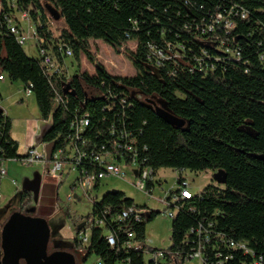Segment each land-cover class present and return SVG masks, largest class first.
<instances>
[{
    "label": "trees",
    "instance_id": "obj_1",
    "mask_svg": "<svg viewBox=\"0 0 264 264\" xmlns=\"http://www.w3.org/2000/svg\"><path fill=\"white\" fill-rule=\"evenodd\" d=\"M48 6L64 21L58 36L52 25L58 21ZM23 11L30 13L60 73H49L39 51L37 58L29 57L9 31L7 18ZM225 23L233 28L226 30ZM93 41L123 49L136 75L110 74L96 61ZM130 41L136 43L134 51H126ZM81 56L95 65V73L79 68L68 76V59L80 63ZM0 76L31 90L40 118L51 120L42 142L54 143V151L62 149L78 176L98 173L92 155L104 151L121 163L134 159L154 176L161 169L227 175L226 185L214 181L190 200L171 203L180 190L170 193L164 213L174 216L171 246L165 250L145 245L147 224L161 212L137 206L117 191L97 202L103 183L97 186L87 221L101 225L91 229L84 262L94 256L103 264H156L147 262L145 254L161 252L164 258L157 264H181L200 242L205 264H255L260 259L264 264V0H0ZM67 87L74 96L65 95ZM1 101L0 94V174L6 162L23 158ZM160 106L185 126L167 125L155 112ZM85 116L89 125L76 140L72 125ZM146 186L152 190L154 182ZM31 200L30 192H22V208ZM131 209L127 219L120 218ZM109 234L114 247L108 244ZM78 235L76 227L79 250ZM229 242L245 243L252 254L228 248ZM226 256L233 259L224 261Z\"/></svg>",
    "mask_w": 264,
    "mask_h": 264
},
{
    "label": "rangeland",
    "instance_id": "obj_2",
    "mask_svg": "<svg viewBox=\"0 0 264 264\" xmlns=\"http://www.w3.org/2000/svg\"><path fill=\"white\" fill-rule=\"evenodd\" d=\"M65 27L64 21H58L53 25L55 36L59 35ZM136 43L130 41L126 45V51H134ZM25 53L31 58L38 57V51L34 39H29L24 46ZM91 51L96 61L101 63L106 70L117 77H132L136 75V69L128 53L122 50H115L101 41L91 42ZM74 63H71V62ZM80 66V67H79ZM67 75H74L80 68L82 72L90 75L95 73V65L90 63L84 56H81L80 63L74 59L67 61ZM0 93L2 95V107L7 114H12V120H18V110L15 105L23 99L24 105H31L30 108L22 110V115H29L42 123L45 133L51 128V120L44 121L40 118L38 106L34 96L26 97L24 86L21 83H12L9 79L0 82ZM11 110V111H10ZM18 122V121H17ZM21 125L20 123H17ZM42 153L46 154L48 144L40 141ZM35 148V147H33ZM32 149V148H30ZM4 168L7 175L1 181L0 186V260H3L2 251V230L6 221L14 214L28 216L33 219L45 221L50 229L51 240L48 246V253H68L75 257V264H94L96 257H89L85 262L86 250L75 248L76 227L87 222V217L93 211V203L85 198L82 192L72 190V185L78 177L77 173L65 172V175L58 180L48 174L46 164L26 165L22 162H6ZM49 166V165H48ZM126 173L125 179L108 178L97 195V202L109 192L117 191L123 193L127 198L134 201L137 206H146L149 210L158 211L162 214L153 222L147 224L145 245L147 248L165 250L171 246V219L165 216L167 209L166 202H163L178 188L179 171L172 169H161L155 178V186L152 195L137 189L134 183L137 182L132 173V167L122 165ZM69 173V174H67ZM189 191L194 195H200L208 185L214 184V173H192L184 171ZM25 186H30L31 202L21 206V194ZM43 187L44 190H43ZM71 194L77 195L81 200L69 201ZM145 259L150 260V254H145ZM186 264H201L199 260H191Z\"/></svg>",
    "mask_w": 264,
    "mask_h": 264
},
{
    "label": "built area",
    "instance_id": "obj_3",
    "mask_svg": "<svg viewBox=\"0 0 264 264\" xmlns=\"http://www.w3.org/2000/svg\"><path fill=\"white\" fill-rule=\"evenodd\" d=\"M245 17V14L242 15V18ZM217 20L220 21L222 20L221 15L217 16ZM9 31L11 32L12 35H14L18 41V43L21 46H25L27 41L29 39H34L35 45L37 48V51L41 54V56L44 58V63L46 67L49 70L50 74H58L61 72V68L58 64H56V61L53 57L49 55V51L45 48V40L41 38L38 35L37 32V27L35 23L33 22L30 13L23 11L20 13L15 14L14 16L7 18L6 20ZM54 25V24H52ZM215 25L210 26V30H214ZM224 28L226 30H230L233 28L232 23H225ZM229 52V50H226ZM60 52H63V50L60 48ZM63 55L68 56L69 58L72 57V52L67 51L66 54L63 52ZM5 78L0 76V82L4 81ZM25 95L27 97L32 96V92L30 89L25 90ZM89 121L87 119V116L82 117L81 119L75 121L73 123L72 127L75 129V135L74 138L76 140L80 139V134L83 133L88 127ZM50 145H54V143L48 144V147ZM121 149L122 146H119ZM124 150L130 151L129 147H125ZM64 151L62 149L54 151L52 157L50 160L47 159V155H43L42 152H40L37 148H32L29 149L26 154L23 156L22 160L20 162L26 164V165H35V164H48V174L58 180L60 177L65 175V172H74L76 173V168L75 166H68L67 161L64 158ZM114 154L112 152L104 151L103 154H98V155H92L93 161L98 164L100 167V171L98 173H92V174H79L77 179L74 182V186L72 187V190L75 191L79 189L83 196L93 202L94 198H96V193H97V186H102V183L108 179V178H116V179H125L126 178V173L124 169L122 168V165L132 167V173L134 177L136 178L137 182L134 183V185L137 187V189L146 192L149 195H152L153 189L152 190H147V182L152 180L154 182L155 186V178L157 177L158 173L156 176L153 175V171L151 169L147 168H140L135 160H130V163H121L118 162L114 157ZM5 165V164H4ZM3 167L1 168V174L0 177L1 179L4 178V176L7 175L6 170ZM183 173L180 174L179 176L182 177V182L178 183V188L180 190L179 197L175 194L171 200V203H177L180 199L183 200H190L192 198V193L188 189V185L186 183V179L183 176ZM69 174V173H67ZM179 181V177H178ZM77 195L71 194L69 197V201H76L77 198L75 197ZM170 195L167 196L163 202H166L167 207L170 206V203L168 202V198ZM78 197V196H77ZM133 213V210H129L127 212H124L121 215V219H127L130 214ZM165 216L168 218H172L174 216L173 211H168ZM135 217L137 220H139L141 217L136 213ZM95 225H101L99 221H92V219H89L85 224L84 227L79 231V241L83 247H87L90 243L91 239V229ZM202 227L199 228V237L202 235ZM197 231V232H198ZM192 234H194V230L191 231ZM129 238H133V234L128 235ZM208 237L205 238V242H208ZM108 244L111 247H114L116 245V241L114 238V235L108 236ZM228 248L238 250L242 252L244 255H250L252 254V251L247 247L245 243H236V242H229L228 243ZM138 250H141L143 247L142 246H136ZM203 250L204 246L199 242L197 245V248L193 251V253L181 264H186L187 262L191 260H199L201 264H205L204 258H203ZM223 257L222 254H218L216 258L221 259ZM164 254L161 252L152 254L150 257V262L158 263L159 261L163 260ZM233 259L232 256H226L224 258V261H228ZM94 264H103L101 259L96 258V262ZM175 264V262H173ZM255 264H263V260H257L255 261Z\"/></svg>",
    "mask_w": 264,
    "mask_h": 264
},
{
    "label": "water",
    "instance_id": "obj_4",
    "mask_svg": "<svg viewBox=\"0 0 264 264\" xmlns=\"http://www.w3.org/2000/svg\"><path fill=\"white\" fill-rule=\"evenodd\" d=\"M47 10L55 21L60 20L61 16L56 10L50 6L47 7ZM68 90L69 87L64 90L65 95L74 96ZM155 112L161 120L171 127L182 129L185 126L184 121L173 117L165 110L164 106L157 107ZM54 149V145L47 147L48 160L51 159ZM214 181L218 185H226V173L224 171L214 173ZM24 189V191L31 192L30 186H25ZM75 197L78 201L81 200L77 196ZM83 227L84 224H81L77 230L80 231ZM1 240L2 264H21V262L24 264H75L74 257L68 253H48L51 233L48 224L41 219L14 214L3 227Z\"/></svg>",
    "mask_w": 264,
    "mask_h": 264
},
{
    "label": "crops",
    "instance_id": "obj_5",
    "mask_svg": "<svg viewBox=\"0 0 264 264\" xmlns=\"http://www.w3.org/2000/svg\"><path fill=\"white\" fill-rule=\"evenodd\" d=\"M2 82V81H1ZM1 94V93H0ZM25 94V93H24ZM26 96V95H25ZM2 97V95H1ZM27 97V96H26ZM23 99L20 100L17 105H15V109L18 110V120H12V138L18 142L19 144V150L18 153L21 156H24L26 152L30 148H37L40 152H42V145H40L41 139H43V136L45 135V128L42 126V123L35 120L36 117L32 118L29 115H22V110H26V108H30L31 105H24ZM2 106V101H1ZM3 108V107H2ZM4 109V108H3ZM5 111V110H4ZM11 111V110H10ZM7 114V113H6ZM8 117L12 114H7ZM18 121V122H17ZM17 123H20L21 125H18ZM47 149V148H46ZM15 162V161H12ZM18 162V161H16ZM7 163H5L6 166ZM47 170H48V164H46ZM45 187H43L44 190Z\"/></svg>",
    "mask_w": 264,
    "mask_h": 264
}]
</instances>
